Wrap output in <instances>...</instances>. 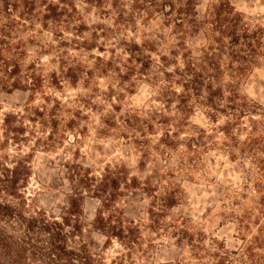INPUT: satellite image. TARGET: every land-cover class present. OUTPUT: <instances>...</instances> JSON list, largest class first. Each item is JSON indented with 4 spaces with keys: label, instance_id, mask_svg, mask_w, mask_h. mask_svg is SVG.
<instances>
[{
    "label": "clouds",
    "instance_id": "clouds-1",
    "mask_svg": "<svg viewBox=\"0 0 264 264\" xmlns=\"http://www.w3.org/2000/svg\"><path fill=\"white\" fill-rule=\"evenodd\" d=\"M0 264H264V0H0Z\"/></svg>",
    "mask_w": 264,
    "mask_h": 264
}]
</instances>
